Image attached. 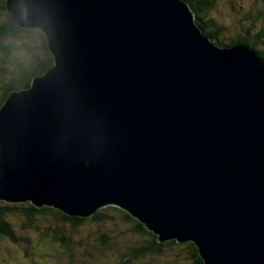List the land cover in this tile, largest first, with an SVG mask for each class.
<instances>
[{
	"label": "water",
	"instance_id": "water-1",
	"mask_svg": "<svg viewBox=\"0 0 264 264\" xmlns=\"http://www.w3.org/2000/svg\"><path fill=\"white\" fill-rule=\"evenodd\" d=\"M53 66L0 107V202L118 208L204 264H264V60L182 0H5Z\"/></svg>",
	"mask_w": 264,
	"mask_h": 264
},
{
	"label": "rangeland",
	"instance_id": "rangeland-1",
	"mask_svg": "<svg viewBox=\"0 0 264 264\" xmlns=\"http://www.w3.org/2000/svg\"><path fill=\"white\" fill-rule=\"evenodd\" d=\"M214 1L215 5L205 21L208 24L215 23L226 30L223 32L227 36H222L226 44L232 36L245 37L249 30V40L254 42L258 38V49L264 50V36L261 37V32L264 31V0ZM7 19L5 0H0V26H4ZM44 41L46 37L43 32L35 29H21V33L15 37H0V47H4L0 49V96L4 92V84L10 80L13 72L8 63L14 62L21 69L32 71L36 65L46 61L47 56L42 49ZM6 51L10 52L13 61L6 60ZM0 205H17V208H13L4 216L3 224L7 225L19 240L14 241L0 235V264H118L117 258L123 260L124 254L129 253L131 248L146 239L149 240L148 235L147 237L144 233H136L135 222L126 221L125 213L114 207L103 210L106 211L105 220L89 219L75 229L67 223H58L54 212L37 214L33 221H30L27 217L29 203L1 202ZM57 226L63 230L60 234L67 239L63 246L53 240ZM101 233H107L111 239L115 234L119 235L114 243L103 246L97 240ZM88 252L92 255L90 260L86 257ZM178 255L187 253L180 248L166 245L162 248V255L149 264H166L168 260L174 261ZM141 264L148 262L143 261Z\"/></svg>",
	"mask_w": 264,
	"mask_h": 264
},
{
	"label": "trees",
	"instance_id": "trees-1",
	"mask_svg": "<svg viewBox=\"0 0 264 264\" xmlns=\"http://www.w3.org/2000/svg\"><path fill=\"white\" fill-rule=\"evenodd\" d=\"M182 1H185L189 4L191 10L193 11V13L195 15L197 24L202 29L204 35L208 36L211 39L212 43H214L215 45L220 46V47L221 46L222 47H231V46H235V45H239V44H244V45L249 46L253 51H255L262 58V60H264V50L258 49L260 41H258L259 40L258 38L254 42L250 41L249 40V37H250L249 32L250 31L249 30L247 31V34L245 37L232 36L228 40L229 43L226 44L224 42V40L222 39V36H227V34H225L223 32V30H225V29L223 27H221L222 28L221 29L215 23L212 24V22H210V24H208L205 21V18L207 17L209 11L215 5L214 0H182ZM19 33H21V29L17 28L15 26V24L12 22L10 14H8V19L6 20V23L4 24V26H0V37L1 38L4 36L15 37ZM262 36H264V31L261 32V37ZM3 48L4 47H0V49H3ZM42 49L44 50V53L47 56L46 61L43 64L41 63L39 65H36L32 71H29L26 69L25 70L21 69V67L17 63H14V62L8 63L11 66V69L13 72L11 74L10 80H8L4 84V92L0 96V102H2L0 107L3 105L6 98L8 97V95L11 92L28 89L31 86V83L35 77L43 76L53 66V56L47 47V40L43 42ZM6 55H7L6 60H11L9 51H6ZM6 60H4L5 63H7ZM11 61H13V60H11ZM13 208H17V205H4V206L0 205V235L5 236V237H9V238L13 239L14 241H19L15 237L13 232L7 227V225L3 224L4 216L8 212H10ZM54 210L55 209L47 208V207H44L42 209H37L30 204L29 208L27 210V217L30 221H33V218L37 214H44L45 215L47 213L54 212L55 217L58 218V221H59L58 223H61V222L67 223L71 228H75V229L80 224H83L89 220V219H82V218H70V217H67L66 215L62 214L61 212H59L57 210L54 211ZM103 210H105V209L100 210L94 217H92L90 219L91 220H98V221L105 220V213L104 212H106V211H103ZM124 219L126 221H132V222L136 221V220L132 219L130 216H128L126 213L124 214ZM136 223H137V226H136ZM134 231L138 234L144 233L143 235H145V234H146V236L148 235L149 240L146 239L145 242H141V243L135 245L133 248H131L129 253L133 252L137 248H138L139 253L137 255L136 260L131 259V261H127L125 264H141L143 261H146L147 259L151 260V262H152L158 256L162 255V249L161 248L155 250L156 246H151L152 240H154V242H157V237L155 235H153L151 232H149L139 222H135ZM61 232H63V230L57 226L54 230L53 240L58 241L59 242L58 244H61L63 246V244L67 243V239L65 236H62L60 234ZM118 235H119V233L115 234L113 236V238L111 239V237L107 233H101L100 237L97 240L100 243V245L108 246L110 243H114L116 241V238L118 237ZM150 236H153L155 238L153 239ZM176 247H180V246H176ZM196 250H197V248H196ZM127 254L128 253L124 254L125 257L123 260H120L119 258H117L116 259L117 262L122 261V264H123L126 260ZM91 256L92 255L89 252L86 254V257L88 260L91 259ZM106 256H107V254H106ZM186 256L187 255H181L180 256L181 260H182L181 262H186L185 261ZM186 259H190V256H188ZM170 263H175V262L169 260L168 264H170ZM187 263H188V260L185 264H187ZM69 264H71V263L69 262ZM202 264H203V262H202Z\"/></svg>",
	"mask_w": 264,
	"mask_h": 264
},
{
	"label": "flooded vegetation",
	"instance_id": "flooded-vegetation-1",
	"mask_svg": "<svg viewBox=\"0 0 264 264\" xmlns=\"http://www.w3.org/2000/svg\"><path fill=\"white\" fill-rule=\"evenodd\" d=\"M135 222H137V221H135ZM136 226H137V223H136ZM150 237L153 238V239L155 238L153 236H150ZM166 245H169V246H172V247L180 246V247H176V248H180V249H182V251L187 253V256L185 257V261L187 262V260H188L189 264H202V262H203L200 259L199 255H198V251L196 250V247L192 243L179 244L176 241H170V242L158 244L157 242H154V240L151 241V246H156L155 250L160 249V248L162 249ZM138 253H139L138 252V248L135 249L133 252L128 253L127 257H126V260H125V262L123 264H125L127 261H131V259H135L136 260ZM180 256L181 255H178L175 258V260H174L175 263L174 264H181L182 260H181ZM188 256H190V259H186ZM146 261L148 262V264L151 262V260H149V259H147ZM168 262H169V260L167 261L166 264H168ZM118 264H122V261L119 262Z\"/></svg>",
	"mask_w": 264,
	"mask_h": 264
}]
</instances>
